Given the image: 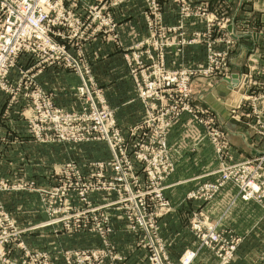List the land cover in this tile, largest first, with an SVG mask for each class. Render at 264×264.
I'll return each instance as SVG.
<instances>
[{"label":"rangeland","instance_id":"374dc122","mask_svg":"<svg viewBox=\"0 0 264 264\" xmlns=\"http://www.w3.org/2000/svg\"><path fill=\"white\" fill-rule=\"evenodd\" d=\"M115 1L77 0L76 5L71 2L68 10L78 24L89 23L85 34L76 24L54 27L53 43L64 47V52L21 53L0 84V127L21 129L24 134L16 138L28 139V144L16 142L10 145L11 150L7 151L4 145L0 151L4 157L0 167V218L20 231L6 249L16 259L28 253L31 264H184L191 253L194 257L189 264H194L203 251L208 252L205 256L209 264H231L239 256L243 235L222 228L200 212L183 216L190 235L183 233V251L178 258L171 256L173 249L177 252L180 240L174 242L172 231L162 227L173 209L166 189L176 170L167 135L185 115L205 129L218 158L224 161L217 178L205 183L217 182L224 170L236 171L239 165L264 153V83L254 77L260 73L248 71L235 82L230 70L235 39L228 27L233 16L248 7L245 5L251 0H187L207 5L185 22L179 13L183 0H156L162 11L158 17L152 0H142L145 36L139 41L125 36L137 26L129 18L136 11L132 5L137 0ZM164 2H173L177 7L175 25L166 23ZM99 10L110 15L111 23L102 32L92 34L98 24L91 22ZM195 19L203 30L191 34L186 28ZM160 25L176 30L171 34L167 31L166 37L159 33L153 39L151 34L161 30ZM150 38L152 47L166 49L165 56L141 54ZM96 43H113L122 50L124 77L123 73H106L104 61L97 63L99 69L95 71L91 50ZM198 45L204 52L196 57L199 66H172L177 58L168 57L169 49L182 54L186 47ZM96 54L101 58V51ZM209 64L214 72L190 75L182 85L189 68L202 70ZM47 71L53 74L48 80L56 84L52 91H46L39 82ZM213 77L230 79L226 84L231 99L229 121L254 131L262 146L259 155L234 159L228 132L210 107L197 101L194 81ZM123 79L131 82L123 84ZM110 80L121 83L108 88L106 81ZM57 90L63 91L64 97L53 95ZM162 141L167 148H162ZM42 174L43 179L38 178ZM228 184L234 185L238 197L243 199L239 187L229 182L211 200ZM200 185L187 192V201H204L188 198ZM245 201L255 202L264 212L263 202ZM210 227L222 237L221 248H213L202 238ZM37 230L44 235L53 234L62 244L55 247L50 243L52 246L46 249L27 246L25 236ZM34 241L29 240L32 246L36 245ZM195 242V246L187 247ZM232 242L238 243L235 256L223 263L219 253Z\"/></svg>","mask_w":264,"mask_h":264},{"label":"crops","instance_id":"0c3cea01","mask_svg":"<svg viewBox=\"0 0 264 264\" xmlns=\"http://www.w3.org/2000/svg\"><path fill=\"white\" fill-rule=\"evenodd\" d=\"M204 0H194L198 3ZM249 1V0H247ZM132 5L136 9L129 18L137 26L131 28V32H125V36L132 40L144 39L145 33L141 23L142 19V0H137ZM238 4V3H237ZM240 9L238 15H234L228 31L233 33L234 48L231 52L230 70L231 76L235 82H239L242 75L248 71L256 73L255 80L264 83V0H251ZM176 5L173 2H164V9L167 15L166 23L168 25H175L177 23ZM231 27V30H230ZM189 33L203 30V25L198 19L190 21L186 28ZM121 36L124 37L123 30ZM131 44V43H129ZM101 51V58H97L96 51ZM184 53H177L176 49L168 50V57H176L177 61L174 67H196L199 66L197 56L202 55V45L192 48L186 47ZM92 56L95 58V71H98V62L104 61L106 65V73H123L124 77V62L122 50L111 44H94L92 47ZM181 52V51H179ZM203 52V53H202ZM179 57V59H178ZM99 59V61H97ZM250 67V68H249ZM251 69V70H250ZM52 72L47 71L41 75L39 82L41 86L47 91H52L54 85L53 81L48 80L52 76ZM230 80V79H229ZM225 77H213L212 79H202L194 81V91L197 92V101L207 105L215 113L218 122L228 132L234 159H241L243 157H255L262 152V146L258 142L254 131L251 129H244L236 122L229 121L230 118V92L226 88L229 82ZM131 82L128 79H123V84ZM121 81L110 80L106 81V87L114 88L119 85ZM227 84V85H226ZM53 94V93H52ZM53 95L57 98L64 97V92L57 90ZM124 96V104L125 103ZM137 103L139 101L137 100ZM137 111L139 110V104ZM140 117L143 113V106L140 103ZM139 115V112H138ZM138 119V118H137ZM22 132V133H21ZM25 131L19 129L1 128L0 127V151L5 145L7 151L11 150V144L20 142L28 144L26 138L21 137ZM25 134L24 136H26ZM7 138V140L4 139ZM168 144L172 153L173 160L176 165L175 172L168 179V187L166 193L173 202V209L165 218L164 230L172 231V236L179 241L177 245V252L172 250V258H178L183 251L181 239L183 233L188 232L189 226L183 222V216L188 217L192 213L200 212L205 214L206 219L211 218L213 222H219L222 228L232 230L234 233L243 235L244 240L242 247L239 250V256L231 264H264V212L257 208L253 201H245L238 197L237 189L234 185L228 184L213 200L205 201H187L186 194L188 191L205 182L214 181L218 172L223 165V160L219 159L214 147L208 138L206 131L200 125L194 124L188 115L176 121L167 135ZM6 141V142H5ZM4 157L0 152V167L3 164ZM43 179V174L41 177ZM208 215V216H207ZM184 217V218H185ZM187 221V220H186ZM167 228V229H166ZM189 234V232H188ZM46 235V236H45ZM42 234L39 230L35 231L31 236H25L26 245L33 248L46 249L55 245V247L62 244L53 234ZM190 235V234H189ZM50 236V237H49ZM171 236V237H172ZM170 238V237H169ZM29 240H36L35 246H32ZM52 240V241H50ZM172 240V239H171ZM172 240V241H173ZM193 240V236H192ZM50 241V242H49ZM52 243V245H49ZM174 244V243H173ZM195 243L187 247H193ZM171 248L173 245L171 244ZM180 248V249H179ZM17 250V256L20 254ZM208 252L203 251L197 258L194 264H209L206 259Z\"/></svg>","mask_w":264,"mask_h":264},{"label":"built area","instance_id":"2783aa9c","mask_svg":"<svg viewBox=\"0 0 264 264\" xmlns=\"http://www.w3.org/2000/svg\"><path fill=\"white\" fill-rule=\"evenodd\" d=\"M121 1L122 0H116L115 3ZM71 2H73V5L77 4V0H0V84L9 75L12 63L15 62L16 58L21 53L26 52L30 54H38L44 52L49 54L52 50H57L61 53L64 52V47L53 43L51 32L56 26L66 25L72 27L75 24L79 25L78 20L73 18V13L68 10ZM200 4L183 0L180 5L181 12L179 13H181L182 18H185L184 22L192 15H198L199 10L203 11L206 7L205 5H207L204 3ZM151 6L155 8L154 10H156L157 17L159 14H162V11L160 12L161 8H159L160 6L156 0L151 1ZM159 20L160 24H162V18H159ZM91 23L98 24V26L93 29L92 33L96 34L97 32H102L105 29V26L110 25L111 17L108 14L104 15L103 12L99 10V12L94 15ZM88 24L82 23L79 25V28L82 30V35H84L89 29ZM160 28L161 30L151 34L153 39H157L156 37L159 36V33L166 34L164 35L166 37L168 34H171L172 30H176V27L171 26L165 28L160 25ZM167 31L169 32L168 34ZM212 32L213 31L208 33V36H210ZM150 40L151 38L149 39L148 47L146 49H141V54L149 57H155L156 54L165 56L164 52L166 49H158L159 46L157 45L152 47ZM225 54L226 52L222 56L223 60ZM52 55H55V53ZM153 66L156 67V65ZM214 70L213 65L210 64L207 68L202 70L189 68L185 79L182 80L181 83L182 85L187 83L190 75L192 77L197 73L206 74L214 72ZM153 84V82H150V85ZM152 87L156 86L153 85ZM161 143L162 148H167L165 141H162ZM236 168V171L227 170L225 172L224 170L222 176L217 182L200 185L197 190L188 194V198L209 201L226 183L233 182L239 187V192L243 199L256 200L264 203V153L262 152L261 155L250 161V163H244ZM237 172H243L246 174L240 176V173ZM19 233L20 231L10 227L2 217L0 218V264L32 263L29 261L28 253L22 258L16 259L11 250L6 249L7 243L15 240ZM202 238L213 248H221V246L224 245L222 237L214 227H210L208 232L202 235ZM225 246V248H222L224 249L223 253L218 251L220 252L219 257L223 263L230 262L234 258L238 243L232 242ZM193 257L194 253L187 256L184 264H189V262L193 260ZM68 263L70 264L69 261Z\"/></svg>","mask_w":264,"mask_h":264},{"label":"water","instance_id":"95a60500","mask_svg":"<svg viewBox=\"0 0 264 264\" xmlns=\"http://www.w3.org/2000/svg\"><path fill=\"white\" fill-rule=\"evenodd\" d=\"M230 30H231V27H230Z\"/></svg>","mask_w":264,"mask_h":264}]
</instances>
